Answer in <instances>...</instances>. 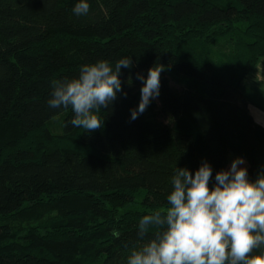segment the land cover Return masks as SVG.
Wrapping results in <instances>:
<instances>
[{
	"label": "trees",
	"instance_id": "obj_1",
	"mask_svg": "<svg viewBox=\"0 0 264 264\" xmlns=\"http://www.w3.org/2000/svg\"><path fill=\"white\" fill-rule=\"evenodd\" d=\"M77 2L0 0V264H126L139 219L167 206L176 167L194 175L207 162L214 185L231 152L250 180L264 172V128L239 91L264 58V0H88L79 17ZM124 57L132 66L100 129L48 106L54 79ZM155 65L159 97L132 120L137 77ZM62 114L57 136L49 122ZM49 216L43 233L13 241L14 226Z\"/></svg>",
	"mask_w": 264,
	"mask_h": 264
},
{
	"label": "clouds",
	"instance_id": "obj_2",
	"mask_svg": "<svg viewBox=\"0 0 264 264\" xmlns=\"http://www.w3.org/2000/svg\"><path fill=\"white\" fill-rule=\"evenodd\" d=\"M89 10L88 0H78L72 9L78 17ZM131 66L128 57L114 67L107 60L84 64L78 77L51 81L48 106L70 107L74 113L70 124L94 132L102 127L101 110L122 90L121 68ZM163 70L155 65L146 80L138 75L143 86L138 108L131 110L132 120L159 97ZM244 163L243 158L233 160L228 170L216 173L214 185L207 162L194 175L176 167L167 206L139 219L138 240L126 264H264V172L250 180L247 168L239 167Z\"/></svg>",
	"mask_w": 264,
	"mask_h": 264
},
{
	"label": "rangeland",
	"instance_id": "obj_3",
	"mask_svg": "<svg viewBox=\"0 0 264 264\" xmlns=\"http://www.w3.org/2000/svg\"><path fill=\"white\" fill-rule=\"evenodd\" d=\"M167 76L169 77L170 84L180 91L186 88V82L187 80L182 77L181 75L177 74L174 70L166 69ZM63 120H64V114L57 116L56 118L52 119L49 122V129L50 131L57 135L62 136L63 135ZM236 158H242L240 156H237L231 152L228 153V164H227V170L230 168L231 163ZM244 160V159H243ZM245 161V160H244ZM239 167H246V162L242 165H239ZM140 201V200H139ZM48 203L45 201L43 203H40L37 205V207L33 210H40L45 209L48 207ZM139 202H136L133 205H129L128 209L137 210L140 209ZM31 211V212H33ZM52 216V215H51ZM43 217L39 220L33 221V222H27V223H21L19 225L14 226V242L23 244L25 242L24 237L30 235V234H40L43 233L44 229L46 228L44 224L50 219V217Z\"/></svg>",
	"mask_w": 264,
	"mask_h": 264
},
{
	"label": "crops",
	"instance_id": "obj_4",
	"mask_svg": "<svg viewBox=\"0 0 264 264\" xmlns=\"http://www.w3.org/2000/svg\"><path fill=\"white\" fill-rule=\"evenodd\" d=\"M239 91L248 102V113L253 121L264 128V58L259 59L251 74L241 81Z\"/></svg>",
	"mask_w": 264,
	"mask_h": 264
}]
</instances>
